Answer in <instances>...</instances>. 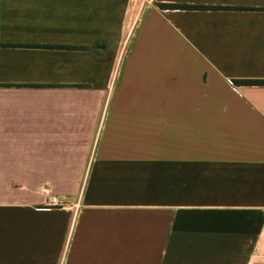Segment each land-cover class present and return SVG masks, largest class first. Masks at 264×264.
<instances>
[{
  "label": "crops",
  "instance_id": "1",
  "mask_svg": "<svg viewBox=\"0 0 264 264\" xmlns=\"http://www.w3.org/2000/svg\"><path fill=\"white\" fill-rule=\"evenodd\" d=\"M244 80L264 0H0V264H264Z\"/></svg>",
  "mask_w": 264,
  "mask_h": 264
},
{
  "label": "trees",
  "instance_id": "2",
  "mask_svg": "<svg viewBox=\"0 0 264 264\" xmlns=\"http://www.w3.org/2000/svg\"><path fill=\"white\" fill-rule=\"evenodd\" d=\"M161 8L166 9H182V8H202V7H187V6H177V5H160ZM237 84H245V85H264V81H236Z\"/></svg>",
  "mask_w": 264,
  "mask_h": 264
},
{
  "label": "built area",
  "instance_id": "3",
  "mask_svg": "<svg viewBox=\"0 0 264 264\" xmlns=\"http://www.w3.org/2000/svg\"><path fill=\"white\" fill-rule=\"evenodd\" d=\"M235 92H237L236 88H233ZM65 203L61 201L58 197L50 196L48 199L47 207H58L63 208Z\"/></svg>",
  "mask_w": 264,
  "mask_h": 264
},
{
  "label": "rangeland",
  "instance_id": "4",
  "mask_svg": "<svg viewBox=\"0 0 264 264\" xmlns=\"http://www.w3.org/2000/svg\"><path fill=\"white\" fill-rule=\"evenodd\" d=\"M56 197V196H55ZM63 201V200H62Z\"/></svg>",
  "mask_w": 264,
  "mask_h": 264
}]
</instances>
